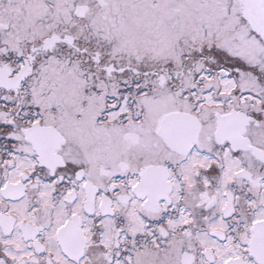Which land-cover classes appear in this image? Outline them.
Wrapping results in <instances>:
<instances>
[{"label": "snow or ice", "instance_id": "obj_1", "mask_svg": "<svg viewBox=\"0 0 264 264\" xmlns=\"http://www.w3.org/2000/svg\"><path fill=\"white\" fill-rule=\"evenodd\" d=\"M0 264H264V0H0Z\"/></svg>", "mask_w": 264, "mask_h": 264}]
</instances>
